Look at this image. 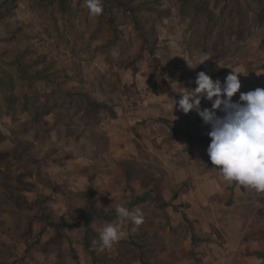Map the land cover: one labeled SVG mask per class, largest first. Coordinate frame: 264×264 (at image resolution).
Here are the masks:
<instances>
[{
    "label": "rangeland",
    "instance_id": "rangeland-1",
    "mask_svg": "<svg viewBox=\"0 0 264 264\" xmlns=\"http://www.w3.org/2000/svg\"><path fill=\"white\" fill-rule=\"evenodd\" d=\"M0 3V264H264V192L226 180L210 126L174 107L200 71L264 88V0ZM153 57L190 85L155 65L153 86ZM118 204L141 222L103 248Z\"/></svg>",
    "mask_w": 264,
    "mask_h": 264
},
{
    "label": "clouds",
    "instance_id": "clouds-1",
    "mask_svg": "<svg viewBox=\"0 0 264 264\" xmlns=\"http://www.w3.org/2000/svg\"><path fill=\"white\" fill-rule=\"evenodd\" d=\"M85 6L92 15L103 11L100 0H85ZM239 73L233 71L222 82L200 71L195 78L196 87L180 92L181 98L175 100L174 107L185 114L195 111L210 126L207 153L226 180L264 192V88L240 92ZM238 92V99L233 100ZM202 100L211 102V107H202ZM217 110L223 115H218ZM115 212L120 224L102 228L99 242L103 248L120 240L121 225L127 220L141 222L138 212L127 207L118 204Z\"/></svg>",
    "mask_w": 264,
    "mask_h": 264
},
{
    "label": "trees",
    "instance_id": "trees-1",
    "mask_svg": "<svg viewBox=\"0 0 264 264\" xmlns=\"http://www.w3.org/2000/svg\"><path fill=\"white\" fill-rule=\"evenodd\" d=\"M8 8H9V6H7V3L6 4L0 3V18L6 14ZM109 21L110 22L112 21L111 17H110ZM135 25L137 27V30H136L137 34L141 38V47L142 48L146 47L147 49L151 50L152 45L149 44V38L147 37V34L145 33V28L143 26H141L140 23L137 21L135 22ZM153 63H154V67H153L154 70L152 71L151 76H149V78H148L150 83L153 86H155V65H157L162 72L169 74L170 77L172 78V80L177 81L182 86L190 85V83L188 82V80L186 78L187 77L186 75H191L190 72L178 71V70H176V66H174V67L173 66H164L160 61L155 60V57H153ZM207 74H209L210 76L215 75V73H207ZM192 77H194V79H195L196 75L192 76ZM165 89L167 91H170V88L167 86L164 88V90ZM163 120L168 121L167 119H163Z\"/></svg>",
    "mask_w": 264,
    "mask_h": 264
}]
</instances>
